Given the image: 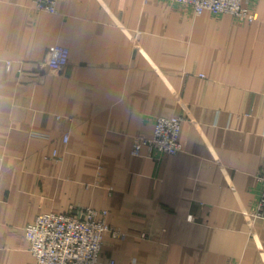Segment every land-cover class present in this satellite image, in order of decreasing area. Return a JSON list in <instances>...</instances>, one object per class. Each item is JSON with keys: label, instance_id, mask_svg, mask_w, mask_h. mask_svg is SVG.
Returning <instances> with one entry per match:
<instances>
[{"label": "crops", "instance_id": "obj_1", "mask_svg": "<svg viewBox=\"0 0 264 264\" xmlns=\"http://www.w3.org/2000/svg\"><path fill=\"white\" fill-rule=\"evenodd\" d=\"M34 1L0 0V264H35L26 225L77 206L126 234L104 236L101 261L264 264V219L247 216L264 155V0L254 22L166 0H58L57 13ZM56 44L70 61L49 72ZM181 115L184 151L132 154L155 117Z\"/></svg>", "mask_w": 264, "mask_h": 264}, {"label": "built area", "instance_id": "obj_2", "mask_svg": "<svg viewBox=\"0 0 264 264\" xmlns=\"http://www.w3.org/2000/svg\"><path fill=\"white\" fill-rule=\"evenodd\" d=\"M172 4L187 5L195 15L210 11L214 15L229 14L236 20L254 22L258 15L251 9L252 0H166ZM58 0H35L37 10L57 13ZM70 61L68 47L56 44L49 52L43 65L49 72H60ZM185 116H158L153 120L154 128L147 134L134 137L132 154L146 155L160 161L165 155L184 151L179 141L181 125ZM68 136L64 137L67 142ZM145 151V152H144ZM101 166L97 174L100 183ZM261 184L256 206L247 216L264 219V155L263 166L258 174ZM1 204V201H0ZM108 212L88 206H77L66 213L48 212L37 215L25 227L29 250L36 259L35 264H120L115 259L100 260L104 236L109 233L114 239L126 237L119 228L107 222Z\"/></svg>", "mask_w": 264, "mask_h": 264}]
</instances>
